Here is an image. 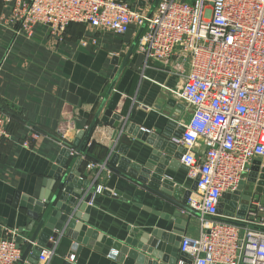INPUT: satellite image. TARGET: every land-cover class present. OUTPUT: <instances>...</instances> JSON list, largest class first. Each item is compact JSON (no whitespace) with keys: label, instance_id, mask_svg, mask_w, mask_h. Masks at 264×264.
<instances>
[{"label":"crops","instance_id":"crops-1","mask_svg":"<svg viewBox=\"0 0 264 264\" xmlns=\"http://www.w3.org/2000/svg\"><path fill=\"white\" fill-rule=\"evenodd\" d=\"M122 1L144 13L158 3ZM18 27L9 6L0 2V109L9 118L8 134L0 141V238L15 234L23 252L39 219L46 217L52 234L46 238L39 234L44 247L36 264H151L155 258L144 251L151 249L139 242L141 236L153 228L166 233L182 229L187 220L182 214L184 194L193 183L186 169L171 165L168 157L158 168L157 148L150 143L152 139L161 143L165 132H177L192 110L177 94L181 83L168 72L174 70L175 58L167 65L145 62L134 46L109 91L140 28L132 26L126 34L116 35L77 22L69 24L62 36H54L44 27L34 26L31 34ZM140 128L144 138L137 136ZM34 132L39 136L34 138ZM148 162L152 170L141 183L139 166ZM103 163V169L96 166ZM159 169L173 186L161 180L151 187L152 174ZM65 175L70 178L67 185H73L69 196L79 191L90 195L87 203L73 210L75 225L86 224V232L63 222L66 203L59 197L52 201ZM187 222L184 231L195 233L197 224ZM106 237L111 245L102 240ZM37 240L18 264L33 259ZM128 242L149 261L128 255L121 261L122 247L131 249ZM165 248L157 251L166 257L158 264H172Z\"/></svg>","mask_w":264,"mask_h":264},{"label":"built area","instance_id":"built-area-1","mask_svg":"<svg viewBox=\"0 0 264 264\" xmlns=\"http://www.w3.org/2000/svg\"><path fill=\"white\" fill-rule=\"evenodd\" d=\"M0 2L26 34L40 26L62 36L77 22L116 35L143 27L135 47L145 62L167 65L174 57L168 72L192 110L171 141L185 149L180 162L196 181L182 214L197 224L195 233L181 235L178 252L188 262L177 264H264V199L251 198L243 218L218 212L222 194H233L252 162L264 160V0H158L149 13L122 0ZM8 121L0 109V141ZM20 240L13 233L0 238V264L21 261Z\"/></svg>","mask_w":264,"mask_h":264},{"label":"water","instance_id":"water-1","mask_svg":"<svg viewBox=\"0 0 264 264\" xmlns=\"http://www.w3.org/2000/svg\"><path fill=\"white\" fill-rule=\"evenodd\" d=\"M143 27H140L135 39L133 40L131 46L129 47L127 54L120 66V68L118 69L113 81L111 82L110 86H109V91L113 88V85L115 83L116 77L119 73V71L122 69L123 65L126 63L128 56L131 54L132 50L134 49V46L139 38V35L142 31ZM104 106V101L100 104L98 110L96 111L94 118L92 119L90 125L87 127L85 133H84V140L83 142L86 141L89 133L91 132L95 122L97 121L99 114L102 110ZM144 129L140 128L138 130L137 136L139 138H144ZM183 131V127H180L179 130L177 132H171L168 133L165 132L166 134H162L163 137V141L161 143L158 142H154L153 139L150 140V143L155 145V147L157 148L154 152V157L160 159V164L158 165V168L162 169L163 165L165 164V161L167 162V158H170L169 162L171 165L174 166H178L180 165L181 167H183L184 169H187V167H185L181 162L180 159L183 155V153L185 152V149L182 146H178L177 144H175L174 142L171 141L172 137H178L180 136L181 132ZM108 165V164H107ZM140 172H139V176H138V181L143 183L144 181H147V179L145 178L146 175L149 174V172L152 170V166L150 164V162H148L147 164H145L144 166H142L140 168ZM160 169L158 171L155 172V174H152V178L149 182V184L151 185V187L153 186H158L157 183L161 182V180L163 181L164 184H168L173 186L174 182L165 178H162V174L160 172ZM259 173L258 177L257 173ZM146 173V175H145ZM143 175V176H142ZM70 179L67 175L63 176V178L61 179L59 185H58V191L59 194H55L53 196L52 201H55V199L57 197H59V200L63 201L64 203H66L67 206H65L63 208L64 210V214L62 216V221L66 222L67 224L70 225V228L75 227L78 231H80L81 233L86 232L87 231V225L86 224H82L80 223L78 226L75 225V221L78 219L77 217H74L75 212H73L74 208H80V206L82 207V204L84 202L87 203V201L89 200L90 195H86V193L84 194L83 191H79L78 193H73L74 196L71 197L68 195V192L70 191L71 185L70 183H68L67 185V180ZM253 182L254 184V188H252V184ZM66 184V185H65ZM88 181L85 182V184L83 185V187L87 186ZM196 186V181L194 180L192 183V186L190 189L186 190L185 194H184V199H183V203L185 204L186 199L190 193V191L192 189H195ZM263 196V197H262ZM257 198V197H261L262 199L264 198V166L261 165V161L260 160H254L250 166V170L249 173L247 175V179L245 180V182H240L237 190L233 193V194H229V193H224L222 194V198L220 200V203L218 204V212H224L226 214H228L229 216H232L235 214V216L237 218H243L248 206V202L250 201L251 198ZM238 202L240 203L239 208L236 209V206L238 204ZM35 210H39L41 211L40 208H35ZM77 215V214H76ZM79 215V213H78ZM80 218V217H79ZM46 221V217H41L36 225V227L34 228L32 234L29 236V238H27V244L26 247L24 248L22 255H21V259H24L28 253V251L30 250V248L32 247L33 243L36 242L37 238L40 237L39 234L41 235L42 233L45 235L46 237H49L52 232H51V227H47V225L45 224ZM183 220L180 221V223ZM186 224V221H183L182 224V229H177L174 228L173 231L171 233H166V232H162L159 229L153 228L151 230L150 234H144L143 236H141L140 241L139 242H146L148 244H150V249H144V251L146 252V254L152 256L153 258H155V260H152L153 264H158V259H165L166 257H163L160 255L159 252H162L161 249H163V246L166 245L165 248V253H168L167 256H172L173 261L172 264H177L178 260H184L186 262H188V259L185 258L183 256V254L178 252V244L180 241V237L181 235L184 233V225ZM60 229V228H59ZM175 233V234H174ZM20 238H18L19 240ZM77 241H81L82 238L81 236H76L75 238ZM104 241L105 244L111 245L112 244V240L110 238H103L102 239ZM37 244L39 245L36 250L34 251V253L32 254L31 257H33V259H30L29 262L31 264H36L37 262V258L39 256V254L42 251V247H44V243L40 242L39 238L37 240ZM127 244H131V249L126 248L125 246L122 247V253L120 256V260L123 261L125 260V255L131 256V257H136L138 262H143L149 261L148 260V256L145 254H138L137 250L134 249L132 247V243L128 242ZM138 247L137 248H141L140 243L137 244ZM154 248H156V250H154ZM157 259V260H156ZM151 263V264H152ZM66 264H72V263H66ZM187 264V263H185Z\"/></svg>","mask_w":264,"mask_h":264},{"label":"rangeland","instance_id":"rangeland-1","mask_svg":"<svg viewBox=\"0 0 264 264\" xmlns=\"http://www.w3.org/2000/svg\"><path fill=\"white\" fill-rule=\"evenodd\" d=\"M261 165L264 166V160H262ZM259 173H260V172L257 173V176H256V177H258ZM254 184H255V183L253 182V184H252V188H254ZM262 197H263V196H262ZM192 223H196V221H192Z\"/></svg>","mask_w":264,"mask_h":264},{"label":"trees","instance_id":"trees-1","mask_svg":"<svg viewBox=\"0 0 264 264\" xmlns=\"http://www.w3.org/2000/svg\"><path fill=\"white\" fill-rule=\"evenodd\" d=\"M68 26H69V25H68ZM68 26H67V27H68Z\"/></svg>","mask_w":264,"mask_h":264}]
</instances>
